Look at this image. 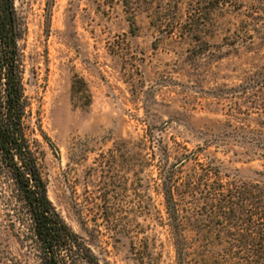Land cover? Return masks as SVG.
Returning <instances> with one entry per match:
<instances>
[{
	"label": "rangeland",
	"instance_id": "1",
	"mask_svg": "<svg viewBox=\"0 0 264 264\" xmlns=\"http://www.w3.org/2000/svg\"><path fill=\"white\" fill-rule=\"evenodd\" d=\"M9 2L52 205L99 264H178L166 172L264 170V0Z\"/></svg>",
	"mask_w": 264,
	"mask_h": 264
},
{
	"label": "trees",
	"instance_id": "2",
	"mask_svg": "<svg viewBox=\"0 0 264 264\" xmlns=\"http://www.w3.org/2000/svg\"><path fill=\"white\" fill-rule=\"evenodd\" d=\"M9 1L0 0V264H99L48 198ZM185 162L180 159L162 179L178 264H188L191 255L195 264H264V170L254 182H236L201 167L183 180L177 174ZM186 232L194 234L190 241ZM7 236L23 254L7 256Z\"/></svg>",
	"mask_w": 264,
	"mask_h": 264
}]
</instances>
